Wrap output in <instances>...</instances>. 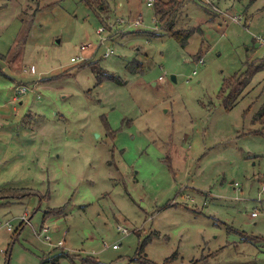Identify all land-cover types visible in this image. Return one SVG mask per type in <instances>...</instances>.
<instances>
[{
	"label": "rangeland",
	"instance_id": "374dc122",
	"mask_svg": "<svg viewBox=\"0 0 264 264\" xmlns=\"http://www.w3.org/2000/svg\"><path fill=\"white\" fill-rule=\"evenodd\" d=\"M180 1L0 0V264H264V0Z\"/></svg>",
	"mask_w": 264,
	"mask_h": 264
},
{
	"label": "trees",
	"instance_id": "16d2710c",
	"mask_svg": "<svg viewBox=\"0 0 264 264\" xmlns=\"http://www.w3.org/2000/svg\"><path fill=\"white\" fill-rule=\"evenodd\" d=\"M182 2L180 0H155L154 5H155V11L158 17L161 18L163 22V29L171 32L172 29L174 28L175 25V15L176 12L179 10L181 7ZM103 6L101 5V8ZM172 36H174L176 39L181 40L183 44H185L187 38L190 35V32H185V31H172L171 32ZM185 34V35H184ZM264 67V64L259 63V64H253L250 69L246 72L236 74L232 79L226 80L225 84H227L226 88L230 89V95L226 99L225 104L227 108H232L238 101V98L242 94V92L245 90L247 85L251 82L253 75L261 70ZM94 73L96 74V78L98 83H101L104 80L110 79L117 81L120 84H124L125 81L120 79L118 76L104 72V70L101 67H97L96 63L93 66ZM131 72L136 73L139 71H142V67H131L130 69ZM254 122H260L263 127H264V106L260 108L254 115L253 117ZM33 195H37V192H35L32 189H26V188H7V189H2L0 190V204H7L10 203L11 201H18L20 199H25L28 197H31ZM54 209V208H53ZM47 213V212H46ZM26 222H22L20 225L24 226ZM62 255H56L53 260L55 262L58 261V259ZM173 258H169L167 260L170 261ZM147 264H156L153 261H148L145 262ZM194 264H197L195 262Z\"/></svg>",
	"mask_w": 264,
	"mask_h": 264
},
{
	"label": "built area",
	"instance_id": "2783aa9c",
	"mask_svg": "<svg viewBox=\"0 0 264 264\" xmlns=\"http://www.w3.org/2000/svg\"><path fill=\"white\" fill-rule=\"evenodd\" d=\"M154 2H155V0H147V5H148V6H154ZM205 2H206L207 4H210L213 10H215V11H217V12H221L220 9H218V7H216V6H215L210 0H205ZM230 16H231V19H232L234 22H238V23L240 22V23H241L242 20H243V18H242L240 15H238V16H236V15H230ZM141 19H142V18H141ZM134 24H136V25H137V24H140V19H138L137 21H135ZM134 24L132 23V25H134ZM104 30H105V27H104V26H101V27L98 28L97 33H98V34H101L102 32H104ZM104 38H105V37H103L102 39H104ZM102 39H101V40H102ZM257 39H258V41H259V43H260V46H261V47H264V37H262V36H257ZM80 47H81V50L85 51V50L87 49V47H88V44H87V43H83ZM112 51H113V50H112L111 48H107V49L105 50L103 56H109V55L112 53ZM82 54H83V53H80V54L77 55V56H73V57L71 58V61H72V62H77V61H82V60H84L86 57H84ZM262 56L264 57V51H263V53H262ZM198 62L203 63V59L199 60ZM194 72H196V71H194ZM160 78H162V76H161ZM28 91H30V88H29L27 85H19V86H17V87L15 88V92H16V94H15L16 96H15V97H16V98H19V95L22 96V95H24V94H27ZM261 191H262V193H264V183H263L262 186H261ZM252 216H253V217H257V216H258V211H253V212H252ZM29 219H30V218H29ZM29 219L27 218V214H26V216H22V217H21V220H22L23 222H26V223H29V222H30ZM7 228H8V230H10V231L13 230L11 224H8ZM49 229H50L49 226L46 225V224H44V225L42 226V231H41V233H42L43 231L46 233V235H45V239L50 243V242H51V236L48 234ZM118 231H119V232H123V233H128V232H129L128 228L125 227V226H122V225H119V226H118ZM63 242H64V240H59L57 244L60 246V245H63ZM113 247H114V248H117V245L114 244ZM0 252H4V251H3V250H0Z\"/></svg>",
	"mask_w": 264,
	"mask_h": 264
},
{
	"label": "crops",
	"instance_id": "0c3cea01",
	"mask_svg": "<svg viewBox=\"0 0 264 264\" xmlns=\"http://www.w3.org/2000/svg\"><path fill=\"white\" fill-rule=\"evenodd\" d=\"M181 6H182V4H181ZM216 6V5H215ZM154 20H156V19H154ZM160 78V77H159ZM39 96V95H38ZM20 103H23V101L22 100H20ZM0 108H1V105H0ZM44 224V223H43ZM47 225V224H46ZM56 230H58L59 229V226H56V228H55ZM61 240V239H60Z\"/></svg>",
	"mask_w": 264,
	"mask_h": 264
},
{
	"label": "water",
	"instance_id": "95a60500",
	"mask_svg": "<svg viewBox=\"0 0 264 264\" xmlns=\"http://www.w3.org/2000/svg\"><path fill=\"white\" fill-rule=\"evenodd\" d=\"M172 78H173L174 80H176V77H175V75H172Z\"/></svg>",
	"mask_w": 264,
	"mask_h": 264
}]
</instances>
